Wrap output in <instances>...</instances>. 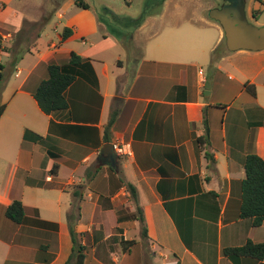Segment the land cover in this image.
I'll list each match as a JSON object with an SVG mask.
<instances>
[{"label":"crops","instance_id":"crops-1","mask_svg":"<svg viewBox=\"0 0 264 264\" xmlns=\"http://www.w3.org/2000/svg\"><path fill=\"white\" fill-rule=\"evenodd\" d=\"M261 14L248 11L252 20ZM75 18L63 24L72 30L65 40L36 35L28 67L13 62L23 76L13 94H0V264H66L79 190L84 264H264L227 255L249 240L264 243V224L241 218L246 158L264 160V50L229 52L220 24L202 19L188 36L155 43L170 52L164 58L126 64L115 35L86 40L88 27L104 23ZM17 34L0 23L1 50L29 32ZM179 48L196 50L200 63L179 62ZM72 52L84 63L65 91L68 107L45 114L34 93L48 66L68 63ZM109 144L132 155L114 152L117 164L102 165ZM14 201L26 210L21 224L6 216Z\"/></svg>","mask_w":264,"mask_h":264},{"label":"rangeland","instance_id":"rangeland-1","mask_svg":"<svg viewBox=\"0 0 264 264\" xmlns=\"http://www.w3.org/2000/svg\"><path fill=\"white\" fill-rule=\"evenodd\" d=\"M76 1L78 0H0V23H4L6 31L9 33L12 31L15 35L16 29H19L20 35L29 32L27 40L22 38L17 43L10 41L4 44L6 50H1L0 45V63L4 67V70H0L1 95H12L16 83L22 79L23 76L20 79L19 76L16 77L17 71L13 62L17 60L20 67H28L29 49H34L36 35L42 33L46 42L57 41L58 34H63L65 30L63 24L68 18L74 16L75 19L80 18V21H89L92 14L99 20L102 18L111 23L124 34L120 40L125 48L123 51L125 63L133 64L140 58L153 60L154 57L156 59L166 56H159L160 53L169 55L170 52L164 47L155 48V43L158 40L163 41L166 35L171 33L188 36V27L196 26L202 19L215 22L209 18V10L214 7L220 8L221 3V0H166L161 5L162 0H84L90 5V10L85 11L71 4ZM251 7L262 11L258 20L249 17L248 11ZM62 13L66 15L60 17ZM246 13L252 24L264 27V0H246ZM144 16H146L144 26L136 27L134 23L141 21ZM198 25H201V22ZM90 31L91 27H88L85 34L90 44L100 42L105 36L114 35L105 24L97 32L89 33ZM76 44H82V40L77 39ZM177 51L181 56L179 62L200 63L196 50L179 48ZM23 58L25 62L22 64Z\"/></svg>","mask_w":264,"mask_h":264},{"label":"trees","instance_id":"trees-1","mask_svg":"<svg viewBox=\"0 0 264 264\" xmlns=\"http://www.w3.org/2000/svg\"><path fill=\"white\" fill-rule=\"evenodd\" d=\"M166 0L161 1V5ZM78 7L83 9H90V5L83 0L76 1ZM256 14H254L255 16ZM144 16L141 21L134 23L136 27H140L145 21ZM109 30L119 39H122L123 32L113 26L106 20L100 19ZM72 30L65 28L62 39L65 40L70 37ZM1 48V47H0ZM84 59L78 54L72 52L69 62L66 64L52 63L48 66V78L41 82L38 89L34 93V98L37 101L40 109L45 114L64 110L68 107L65 97V91L68 87L81 75L80 68L83 66ZM0 79L2 76L0 74ZM246 89L255 94V87L253 85H246ZM5 106L0 107V116L4 111ZM205 142L204 139H199ZM245 179L242 182V202H241V218L250 219L254 227H260L264 224V160L257 155H249L246 158L245 164ZM58 165L55 166V169ZM131 195L136 196V189L133 185L127 184ZM75 200L71 212L68 215V225L71 239L73 242V251L66 264H84L86 255L85 247L79 242L78 234L75 227L80 219L79 213V196L80 190L74 192ZM6 216L16 223H23L26 219V210L20 201H14L6 210ZM144 222L143 216L140 218ZM147 236L146 229L144 230ZM130 245L134 242L130 241ZM227 255L234 257H246L255 259L257 261L264 260V243H254L249 240L241 247L231 248L227 251Z\"/></svg>","mask_w":264,"mask_h":264},{"label":"water","instance_id":"water-1","mask_svg":"<svg viewBox=\"0 0 264 264\" xmlns=\"http://www.w3.org/2000/svg\"><path fill=\"white\" fill-rule=\"evenodd\" d=\"M226 4L221 8L209 11V18L223 29L226 47L229 52L240 50H264V27L252 24L246 13V0H223ZM102 165L115 166L118 157L114 154L113 146L106 145L101 151Z\"/></svg>","mask_w":264,"mask_h":264},{"label":"built area","instance_id":"built-area-1","mask_svg":"<svg viewBox=\"0 0 264 264\" xmlns=\"http://www.w3.org/2000/svg\"><path fill=\"white\" fill-rule=\"evenodd\" d=\"M113 150L118 156H131L132 153L125 144H113Z\"/></svg>","mask_w":264,"mask_h":264},{"label":"flooded vegetation","instance_id":"flooded-vegetation-1","mask_svg":"<svg viewBox=\"0 0 264 264\" xmlns=\"http://www.w3.org/2000/svg\"><path fill=\"white\" fill-rule=\"evenodd\" d=\"M226 3L223 1V0H221V3L219 4V7L221 8L222 6H224ZM214 8H217V7H214Z\"/></svg>","mask_w":264,"mask_h":264}]
</instances>
